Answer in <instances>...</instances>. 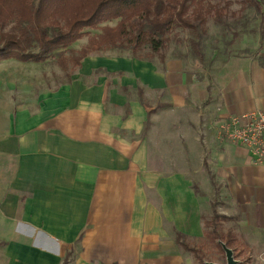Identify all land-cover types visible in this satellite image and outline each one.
<instances>
[{
	"label": "crops",
	"instance_id": "crops-1",
	"mask_svg": "<svg viewBox=\"0 0 264 264\" xmlns=\"http://www.w3.org/2000/svg\"><path fill=\"white\" fill-rule=\"evenodd\" d=\"M194 82L177 59L94 52L0 100L3 264H192L175 234L203 237L213 198L237 264H264V165L216 131L264 111V64L231 60L216 99Z\"/></svg>",
	"mask_w": 264,
	"mask_h": 264
},
{
	"label": "rangeland",
	"instance_id": "rangeland-1",
	"mask_svg": "<svg viewBox=\"0 0 264 264\" xmlns=\"http://www.w3.org/2000/svg\"><path fill=\"white\" fill-rule=\"evenodd\" d=\"M194 1L186 3L184 15L193 27L174 24L171 31L164 33V45L158 53L152 52L149 45H145L134 55H157L162 59L181 61L197 89L204 92L208 100H212L219 94L218 90L231 60L256 58L264 64V0ZM121 20L120 17H110L106 13L93 26L82 27L81 35L70 45L57 48L40 62L0 59V100H26L69 82L78 69L77 57L81 51L85 48L88 50L93 39L104 33L105 29L116 27ZM135 20V17H131L128 22L133 23ZM18 23L17 20H10L0 24V45L7 36L18 33ZM60 23L63 24L62 21ZM108 48L92 50L88 54L108 52L133 55L129 48ZM30 50L36 51V48ZM224 216L218 213L216 199L213 198L211 207L202 217L204 236L188 238L186 242L191 250L184 251L192 264H226L225 252L220 245L224 244L228 230L234 229L235 222L229 217L223 219ZM3 245L4 242L0 241V248ZM229 246L232 245L229 243ZM234 257L248 258L247 253L242 252H234ZM0 264H3L2 258Z\"/></svg>",
	"mask_w": 264,
	"mask_h": 264
},
{
	"label": "trees",
	"instance_id": "trees-1",
	"mask_svg": "<svg viewBox=\"0 0 264 264\" xmlns=\"http://www.w3.org/2000/svg\"><path fill=\"white\" fill-rule=\"evenodd\" d=\"M188 1L195 2L194 0H0V24L10 20L20 22L18 33L7 36L0 45V59L43 61L57 48L70 45L81 35L82 27L93 26L95 22L104 18L106 13L110 17H120L122 20L116 27L105 29L104 33L93 39L88 50L85 48L81 51L77 57L78 65L90 51H98L105 47L129 48L134 55L145 45H149L152 52L158 53L164 45V33L171 31L174 24L193 27L184 16ZM131 17L136 18L133 23L128 22ZM177 21L180 23H175ZM34 47L36 51L30 50ZM149 57L152 56L147 58ZM195 189L197 191L196 187ZM223 219L228 217L224 216ZM175 240L184 250H191L187 246L185 235L176 232ZM224 245L230 247L227 237ZM66 259L64 264H67Z\"/></svg>",
	"mask_w": 264,
	"mask_h": 264
},
{
	"label": "built area",
	"instance_id": "built-area-1",
	"mask_svg": "<svg viewBox=\"0 0 264 264\" xmlns=\"http://www.w3.org/2000/svg\"><path fill=\"white\" fill-rule=\"evenodd\" d=\"M216 131L220 140L245 147L264 165V111L220 117L216 121Z\"/></svg>",
	"mask_w": 264,
	"mask_h": 264
},
{
	"label": "water",
	"instance_id": "water-1",
	"mask_svg": "<svg viewBox=\"0 0 264 264\" xmlns=\"http://www.w3.org/2000/svg\"><path fill=\"white\" fill-rule=\"evenodd\" d=\"M222 247L225 252L226 264H237V261L233 256V251L230 248L226 247L225 245H222ZM207 264H217V263L208 262Z\"/></svg>",
	"mask_w": 264,
	"mask_h": 264
}]
</instances>
